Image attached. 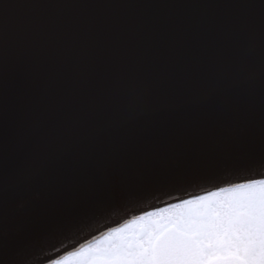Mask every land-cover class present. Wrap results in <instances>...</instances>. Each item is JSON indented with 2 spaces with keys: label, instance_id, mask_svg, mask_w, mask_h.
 <instances>
[{
  "label": "snow or ice",
  "instance_id": "1",
  "mask_svg": "<svg viewBox=\"0 0 264 264\" xmlns=\"http://www.w3.org/2000/svg\"><path fill=\"white\" fill-rule=\"evenodd\" d=\"M128 7L141 5L0 0V172H7L17 153L39 146L83 114L99 117L97 127L79 135L90 136L101 156L99 137L110 126L106 109L146 102L153 84L177 69L183 53L175 42L161 48L147 30L103 11ZM244 7H258V19L234 28L199 69L211 89L223 94L219 114L145 127L137 138L121 140L109 165L84 176L90 187L131 189L211 173L221 151L231 155L246 137L255 140L253 87L264 159V0ZM106 139L111 145V136ZM71 147L65 141L60 156L67 157ZM81 159L71 152L57 176L61 189ZM0 264L18 262L5 259L0 247ZM47 264H264V177L141 212Z\"/></svg>",
  "mask_w": 264,
  "mask_h": 264
},
{
  "label": "water",
  "instance_id": "2",
  "mask_svg": "<svg viewBox=\"0 0 264 264\" xmlns=\"http://www.w3.org/2000/svg\"><path fill=\"white\" fill-rule=\"evenodd\" d=\"M113 2L141 5L103 11L147 30L161 48L175 42L183 53L179 65L153 84L146 102L106 109L105 120L110 126L99 137L104 146L101 156L93 150L90 136L79 135L97 127L99 117L83 114L67 127L53 131L39 146L13 157L7 172H0V247L5 249V259L14 256L18 264H47L141 212L227 183L264 177L260 99L253 87L250 98L256 121L255 140L249 142L246 137L231 155L221 151L213 159L211 173L131 189H110L100 184L90 187L83 179L94 169L109 165L120 141L137 138L145 127L191 124L209 114H219L223 94L211 89V82L200 74V65L215 54L234 28L258 19V7L244 5L258 6L260 0ZM239 95L243 97V89ZM109 135L111 145L107 144ZM67 140H71L72 147L69 155L62 157L58 149ZM71 152H78L82 159L65 174L61 189L57 176L71 161Z\"/></svg>",
  "mask_w": 264,
  "mask_h": 264
},
{
  "label": "bare ground",
  "instance_id": "3",
  "mask_svg": "<svg viewBox=\"0 0 264 264\" xmlns=\"http://www.w3.org/2000/svg\"><path fill=\"white\" fill-rule=\"evenodd\" d=\"M104 233V232H103Z\"/></svg>",
  "mask_w": 264,
  "mask_h": 264
},
{
  "label": "rangeland",
  "instance_id": "4",
  "mask_svg": "<svg viewBox=\"0 0 264 264\" xmlns=\"http://www.w3.org/2000/svg\"><path fill=\"white\" fill-rule=\"evenodd\" d=\"M99 237V236H98Z\"/></svg>",
  "mask_w": 264,
  "mask_h": 264
}]
</instances>
